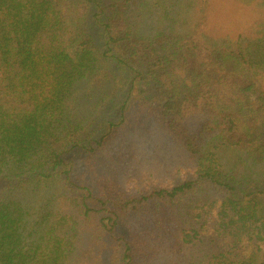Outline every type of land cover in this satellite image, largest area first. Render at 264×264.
Listing matches in <instances>:
<instances>
[{
    "label": "trees",
    "instance_id": "1",
    "mask_svg": "<svg viewBox=\"0 0 264 264\" xmlns=\"http://www.w3.org/2000/svg\"><path fill=\"white\" fill-rule=\"evenodd\" d=\"M0 264H264V0H0Z\"/></svg>",
    "mask_w": 264,
    "mask_h": 264
},
{
    "label": "rangeland",
    "instance_id": "2",
    "mask_svg": "<svg viewBox=\"0 0 264 264\" xmlns=\"http://www.w3.org/2000/svg\"><path fill=\"white\" fill-rule=\"evenodd\" d=\"M166 143L165 139L155 135L125 129L109 150L110 162L119 163V177L129 188L133 187L135 181H142L147 186L153 183L169 184L179 176L176 170L183 164V159L176 158ZM222 153L219 151L220 156ZM235 161L229 152L222 155V162L226 166ZM114 237L123 242L127 233L118 229Z\"/></svg>",
    "mask_w": 264,
    "mask_h": 264
}]
</instances>
